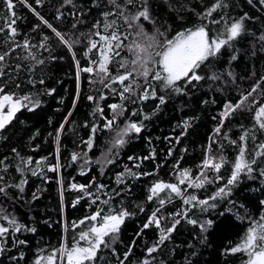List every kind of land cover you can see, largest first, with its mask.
<instances>
[{
  "label": "trees",
  "instance_id": "obj_1",
  "mask_svg": "<svg viewBox=\"0 0 264 264\" xmlns=\"http://www.w3.org/2000/svg\"><path fill=\"white\" fill-rule=\"evenodd\" d=\"M13 3L15 41L23 45L27 40L29 47L13 45L15 51L0 62L5 73L0 85L7 84L0 98L8 93L13 99L29 95L38 99L39 105L21 107L0 129V187L5 189L0 193V216L7 214L35 231L12 232L8 222L0 219L10 228L2 242L5 251L0 252V264H36L38 258L54 251L55 264H66L59 250L72 247L74 237L99 222L85 219L98 210H102V216L121 210L129 215L115 234V242L101 246L93 264H144L146 260L149 264H247V252L233 254L226 249L242 243L249 228L258 227L257 222L264 223V177L260 175L264 156L259 154L264 151L259 147L264 144V130L259 129L255 119L264 105V3L223 0L224 7L206 17L217 0H146L149 19L142 17L137 22L143 35H137V27L129 28L116 15L105 17V13L116 11L111 0ZM117 3L125 7L127 14L141 10L145 0H137L136 6H126L125 0ZM7 15L10 13L5 0H0V17H5L0 19V26ZM41 17L71 46L63 44ZM241 18H245L241 35L197 69L201 80L186 83L181 79L177 85L182 91L176 92L153 79L151 73L161 72L156 53L167 40L201 26L215 37L226 24ZM114 20L118 32L127 38L116 50L119 56L110 54L107 67L112 75L133 71L134 92L125 94L124 99L118 94L122 87L118 83L105 87L110 78L101 83L95 71L80 70L87 66L95 69L91 61L100 53L96 49L88 51L89 42L99 40L96 32L111 33L113 29L105 30L104 24ZM8 35L7 29L0 32V53L9 50L5 43ZM135 44L151 54L147 63L138 60ZM121 63L125 67H120ZM142 63L149 70L150 86L139 74ZM146 87L155 95L144 99L141 94ZM253 88L256 91L240 109L226 114L227 105L236 104ZM89 96L95 99L89 100ZM161 96L164 103L160 102ZM111 104L122 105L123 110L113 111ZM109 119L114 122L105 127ZM132 122L141 126V132H129L123 136L124 144H115L117 133ZM245 133L244 158L255 154L256 164L251 173L241 172L229 185ZM90 138L91 149L86 144ZM73 154H77L75 161L71 159ZM210 157L216 161L223 158L218 172L203 166ZM53 165H58L56 171L50 170ZM185 169L192 179L185 178V183L179 184L180 172ZM129 170L137 175H130ZM205 177L202 187L192 186L193 180L199 182ZM160 181L178 184L182 194L177 196L166 189L149 199L150 189ZM72 184L88 187L80 191L71 188ZM221 188L225 191L217 195ZM190 196H196L197 201L184 203ZM160 198L166 200L163 206ZM202 200L208 204H199ZM154 212L160 218V228L155 224L145 228ZM82 220L84 224H80ZM175 220L180 222L149 255L147 249L158 244L161 230L172 227ZM41 264L48 261L42 259Z\"/></svg>",
  "mask_w": 264,
  "mask_h": 264
},
{
  "label": "snow or ice",
  "instance_id": "obj_2",
  "mask_svg": "<svg viewBox=\"0 0 264 264\" xmlns=\"http://www.w3.org/2000/svg\"><path fill=\"white\" fill-rule=\"evenodd\" d=\"M24 2L26 3V0H24ZM68 2L71 3V0H68ZM36 3H40V0H36ZM111 3L114 6V9H116V11L105 13V17L107 18L110 15H116L117 18L123 20L129 28H132L134 26L137 27V35H143V30L141 26L137 24V22L142 17L145 20L149 19L146 0L145 3L140 5L141 10H138L135 13L127 14L125 7H122L119 3H117V0H111ZM261 3H264V0H261ZM5 4L7 9L9 10L10 15H7L6 22L2 26H0V32H4L6 29L9 31V35L5 40V43L9 44V50L0 53V62L5 61L6 57L9 56L11 52L15 51V47H23L25 49L29 47V42L27 40H25L23 45L15 41L17 31L16 28L13 26L16 23V20L14 19L16 13L13 10L15 5L13 3V0H5ZM125 4L126 6H136L137 0H125ZM28 6L31 7V5ZM222 7H224L223 0H217V3H215L212 8H210L207 13H205V16H211L214 11ZM32 10L33 12H35V9ZM36 15L39 14L36 13ZM245 18H241V20L239 21H234L231 24H226L224 31L217 34L215 37H210L209 31L206 30V27L201 26L194 30H188L185 33H180L175 39L167 40L166 44L162 47V50L156 53V55L160 57V59L156 62L161 66V72L163 73V75L161 74V72H153L151 73L153 79L156 81H162L166 88H172L176 92L182 91V89L177 85V82L181 79H185L186 83H190L193 80H201L202 77L197 74V69L202 63L207 61L209 57L215 56L222 47H224L225 45H230L231 41L235 40L241 35V32L243 30V19ZM0 19H5V17H0ZM40 19L48 28L53 31V33L59 38V40L63 44L69 47L71 46L69 44V41H67L61 35L60 32L53 28L48 21L43 20L42 17ZM214 22L219 23L220 21ZM37 27H39V25H37ZM109 27L113 29L111 33L101 34L100 32H96L95 35L99 37V40H91L89 42L88 51L96 49L100 53L98 59L91 61L92 65L96 66L95 69L92 66H87L83 67L80 70L85 73H93L95 71V74L100 77L101 83H103L105 79L110 78V84H105V87H110L111 84L118 83L120 86H122L118 94L120 95L121 99H124L125 94L134 92L133 84L131 82L134 79L133 71L128 70L124 73H116L115 75H112L109 73L107 65L111 59L110 54H114L116 56L120 55L119 51L116 50L122 47L123 40L127 37L124 34L118 32L115 20L110 23L104 24L105 30H107ZM261 39L264 40V37H261ZM101 42H103L102 47H98ZM113 43L115 44V48L113 47ZM13 45H15V47H13ZM41 47H43V45H41ZM135 49L138 50V60H142L144 63H147V59L151 58V54L147 53V49L140 44H135ZM140 53H147V56H141ZM85 55H87V52L85 53ZM27 58L28 57H23V59ZM235 58L236 57L233 56V59ZM32 59H35V56H32ZM36 62L39 64L44 63L43 60H37ZM137 62L138 61H133L134 64ZM77 66L79 67L78 63ZM120 67L123 68L125 67V65L121 63ZM17 68L19 69V65L17 66ZM139 74L145 78L146 86H150L151 81H148L147 79L150 73L149 70L143 66V63L141 64ZM4 75L5 73L3 72V66L2 64H0V77ZM229 75H231V73H229ZM126 81H129V83H125ZM39 82L43 83V80L41 79ZM33 83H35V81H33ZM6 86V83L4 85H0V93L4 92ZM255 91L256 89L253 88L252 91H250L247 95L243 96L236 104L227 105L225 109L226 114L240 109L245 104V101H247L252 95V92ZM141 95L142 98L146 99L149 95L154 96L155 92L153 90V92L149 93L146 87L145 91ZM88 99L93 100L95 98L89 96ZM100 99H104V97L101 96ZM159 99L161 103H164L163 96L159 97ZM25 102H27V104ZM253 102L255 103L254 100ZM28 104H31L33 107H36L39 105V100L33 99V97L29 95H24L23 97H16L14 100L13 94H4L2 98H0V129H3L6 126V123L11 121L15 113L19 111L21 107H27ZM6 107L9 110L6 114H4V109ZM109 108L113 111L118 108L123 110V106L117 104H111L109 105ZM255 119L258 122L259 129L264 130V105L259 107L258 111L256 112ZM113 122L114 121L111 119L107 120L105 127H110ZM216 131L219 132L220 129L217 128ZM92 132H96L95 127L92 128ZM129 132L140 133L141 126H139L135 122L128 124L122 132L117 133V139L114 143L117 145L124 144L125 141L123 139V136ZM58 135L59 130L57 136ZM247 138V133L241 136L240 158L234 164V171L230 179L227 181V184L229 185L237 181L238 176L241 172L251 173L253 171L252 165L256 164V159L254 158L255 154H253V156L249 159L244 158L247 148L246 144L243 142L246 141ZM232 143L235 144L236 141H233ZM86 144L87 147L91 149L93 146L92 139L90 138L86 142ZM259 147L260 149L264 150V144L260 145ZM259 154L261 156H264V151H261ZM71 159L75 161L77 159V154H73ZM29 163H31V161H29ZM223 164L224 160L222 157L218 161H216L215 158L210 157L209 159H206L203 162V166L205 168H211L217 172L220 170ZM57 167L58 165H53L50 170L56 171ZM32 174L36 175L37 173L33 171ZM129 174L134 177L137 175L136 173H132L131 170H129ZM201 175L203 176V174ZM260 175L264 177V169L260 170ZM185 178H188L189 180L192 179L189 171L186 169L180 172V179L178 183L184 184ZM205 179L206 177L201 178L199 179V182L193 180L192 186L197 188L202 187ZM17 187L20 186L17 185ZM70 187L73 189L78 188L80 191H84V189L88 186L72 184L70 185ZM99 188H103V185H100ZM166 189L170 190L171 193H175L177 196H180L182 194L181 188L178 186V184L165 183L163 181H160L155 183L154 186L150 189L151 195L149 196V199H152L153 196H156L159 192H162ZM20 190L23 191V188L21 187ZM4 191L5 189L3 187H0V193ZM224 191L225 189L221 188L217 195L223 193ZM211 199H215V197H212ZM195 201H197V197L190 196L188 199L184 200V203L187 204ZM165 202L166 200L164 198L159 199V204L161 206H163ZM104 203H107V201L105 200ZM198 203L201 205H207L208 201L202 200L198 201ZM158 211L159 209H157V212ZM101 212L102 210H98L91 216L85 218L89 221H97L99 219V226L92 225L86 231L82 230L77 237H74V243L72 247L64 246L62 249L59 250L66 258V264H93V262L97 258V253L101 249V246L109 247L111 243L115 242V234L119 232V227L122 224L124 217L128 216L129 213L127 211L121 210L119 212H109L108 214L102 216ZM176 215L184 216L185 214L178 213ZM0 219H3L8 222V224L11 226L12 232H21L22 230L35 231V229H28L26 226L18 224L15 218L10 219L7 214L0 216ZM262 220H264V218H262ZM179 222V220H175L172 227L161 230V237L158 244L153 245V247L147 249L149 255H151L152 252H155L157 250L159 243H162L165 239L168 238V234H170L171 231L174 230L175 224H178ZM188 222L191 224L198 223L196 220H189ZM84 223V220L80 221V224ZM208 223L211 222L209 221ZM151 224H155L158 229L160 228V218L156 216L155 212L149 218V221L144 225V227L147 228ZM257 225L258 227L249 228L242 243L233 246L229 249H226V251L233 254L238 252H247L249 257L247 264H264V223L257 222ZM200 227L202 230L205 229V225L203 224H201ZM9 232L10 228L0 223V252L5 251L2 242L7 238V234H9ZM105 237H110V239L106 241ZM80 241H84L87 246H81L79 243ZM17 242L21 244L25 243L24 241ZM126 256L127 254H125V258ZM55 258L56 257L54 251L47 257L38 258L36 264H41L42 259H46L48 261V264H55ZM121 264H123V262H121ZM144 264H149V262L146 260L144 261Z\"/></svg>",
  "mask_w": 264,
  "mask_h": 264
},
{
  "label": "rangeland",
  "instance_id": "obj_3",
  "mask_svg": "<svg viewBox=\"0 0 264 264\" xmlns=\"http://www.w3.org/2000/svg\"><path fill=\"white\" fill-rule=\"evenodd\" d=\"M193 30H194V29H193ZM182 33H185V32H182ZM176 37H177V36H175L173 39H175ZM14 100H15V99H14ZM8 110H9V109L6 107V108L4 109V114H6ZM99 223H100V221H99L98 223L94 224V225L99 226ZM83 242H84V241H83ZM82 246H87V245H86V243L84 242V244H83Z\"/></svg>",
  "mask_w": 264,
  "mask_h": 264
},
{
  "label": "bare ground",
  "instance_id": "obj_4",
  "mask_svg": "<svg viewBox=\"0 0 264 264\" xmlns=\"http://www.w3.org/2000/svg\"><path fill=\"white\" fill-rule=\"evenodd\" d=\"M220 197H222V196H220Z\"/></svg>",
  "mask_w": 264,
  "mask_h": 264
}]
</instances>
